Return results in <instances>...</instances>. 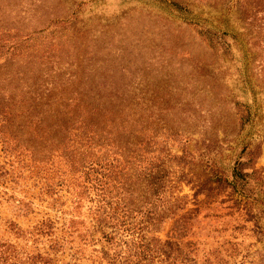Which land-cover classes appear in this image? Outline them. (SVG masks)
<instances>
[{"label":"rangeland","instance_id":"obj_1","mask_svg":"<svg viewBox=\"0 0 264 264\" xmlns=\"http://www.w3.org/2000/svg\"><path fill=\"white\" fill-rule=\"evenodd\" d=\"M244 1L0 0V264L123 252L106 165L152 248L264 264V14Z\"/></svg>","mask_w":264,"mask_h":264},{"label":"trees","instance_id":"obj_2","mask_svg":"<svg viewBox=\"0 0 264 264\" xmlns=\"http://www.w3.org/2000/svg\"><path fill=\"white\" fill-rule=\"evenodd\" d=\"M253 1L255 3V7L252 8V11H254L255 9L256 13L261 12L264 14V0ZM245 11H247L249 14L251 13L248 8H246ZM106 166L107 167H99L96 177V185L101 192V202L104 206L103 215H108V213L110 214L108 216H105L100 222H111L112 228H114L113 231H115L116 229H120V231H122L121 234L125 233L127 234V236H130L131 239H124V247H120V250L124 249L123 252L116 251L112 256L107 258L105 257V255L109 254H104L103 257H101V264H144L142 262H145L146 260L149 261L148 264H154V255L157 252L158 255L164 256L166 258L169 257L171 253L175 252L177 256L176 259L180 258L182 263L185 264L189 260V256L183 252V248L181 247L182 245L178 241L168 239L164 242L161 241L158 248H152L143 234L144 227H138V224H135V222L133 221L132 215L134 209L130 207L132 206V204L126 203V205L120 206V200H122L123 204H125L123 199L116 196L114 197L112 192L109 190L110 181L112 180L111 178L113 176V170L108 165ZM150 184L153 194L150 195L151 199H149V197L144 199V204L148 208L147 211H145L147 217V220L145 222L154 225L155 223L161 222L164 218H166V214L162 213L158 208L153 209L157 199H159V192L162 189L160 179H156ZM120 207L123 208L119 209ZM140 212L141 211H139V213ZM171 213L174 214V212ZM104 237L107 238L108 241H112V239H114L112 235L110 236L105 233Z\"/></svg>","mask_w":264,"mask_h":264}]
</instances>
